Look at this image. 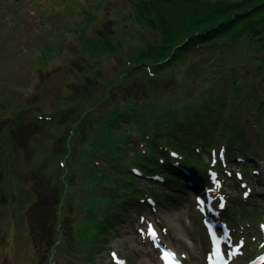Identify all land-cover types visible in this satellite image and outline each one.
Here are the masks:
<instances>
[{"label": "rangeland", "instance_id": "1", "mask_svg": "<svg viewBox=\"0 0 264 264\" xmlns=\"http://www.w3.org/2000/svg\"><path fill=\"white\" fill-rule=\"evenodd\" d=\"M195 1L0 0V264H166L150 228L182 264H213L218 246L225 264L254 262L250 250L264 242V198L256 195L263 180L254 172L264 161L249 154L226 159L202 152L235 176L239 186L227 180L219 192L234 201L238 219L219 208L213 213L205 190L201 196L173 192L176 201L163 192L142 211L114 204L117 215L101 232L95 229L115 202L89 163L110 159L97 155L99 116L130 98L175 100L207 78L192 57L154 80L139 73L142 63L130 65L145 49L155 56L167 22ZM240 48L210 59L220 63L223 79L236 73L264 96V69L248 58V45ZM245 138L254 140L249 132ZM222 220L224 227L216 223Z\"/></svg>", "mask_w": 264, "mask_h": 264}, {"label": "trees", "instance_id": "2", "mask_svg": "<svg viewBox=\"0 0 264 264\" xmlns=\"http://www.w3.org/2000/svg\"><path fill=\"white\" fill-rule=\"evenodd\" d=\"M184 7L175 22H167L158 53L153 56L151 49H145L130 65L134 68L142 63L139 73L154 80L167 71L179 70L185 59L192 57L190 64H202L207 78L175 100L159 103L152 95L147 99L130 98L117 104L108 116H99L97 155L110 159L103 164L96 160L89 163L102 187L111 189L108 196L115 202L108 212L99 215L97 232L104 229L103 222L108 225L117 215L111 209L114 204L142 211L155 205L163 192L176 201L173 192L201 196L205 190L202 196H206V204L212 202L215 214L218 212L214 208H219L227 219H238L232 212L234 201L229 194L219 192L227 180L239 186L233 182L235 176L217 157L207 160L202 152L210 149L213 156L220 152L226 159L234 154L246 159L249 154L264 161L263 93L250 81L240 83L236 73H228L230 77L223 79L217 71L220 63L216 65L210 59L248 45L253 53L248 58L264 69V0H196ZM246 132L254 140L248 141ZM255 147L261 151L255 154ZM128 149L132 155L127 154ZM214 184L218 185L215 190ZM157 186L162 187L160 191L155 190ZM257 241L250 250V259L264 252V242Z\"/></svg>", "mask_w": 264, "mask_h": 264}, {"label": "bare ground", "instance_id": "3", "mask_svg": "<svg viewBox=\"0 0 264 264\" xmlns=\"http://www.w3.org/2000/svg\"><path fill=\"white\" fill-rule=\"evenodd\" d=\"M254 174H255V176H260L261 175V177H262L263 181H261V184H262L261 188H260L261 190L260 191L257 190L258 192H256V195L258 196V194H259V196L264 198V164H263V167L261 168V172H259V170L256 168ZM253 193H255V192H253ZM262 234H264V231H262ZM208 235L211 237L212 233L208 232ZM252 264H264V254L261 256L259 261L255 260L254 262H252Z\"/></svg>", "mask_w": 264, "mask_h": 264}, {"label": "snow or ice", "instance_id": "4", "mask_svg": "<svg viewBox=\"0 0 264 264\" xmlns=\"http://www.w3.org/2000/svg\"><path fill=\"white\" fill-rule=\"evenodd\" d=\"M149 233H150V235H152L153 237H155V235H156V233L154 232V230H152L151 228L149 229ZM237 251H238V249H237ZM168 256H171V257H173V259H174L175 254H174V253L166 252V253H165V257H168Z\"/></svg>", "mask_w": 264, "mask_h": 264}, {"label": "water", "instance_id": "5", "mask_svg": "<svg viewBox=\"0 0 264 264\" xmlns=\"http://www.w3.org/2000/svg\"><path fill=\"white\" fill-rule=\"evenodd\" d=\"M263 254H264V252H257L256 254H254L253 258H257V257H259V255L261 256Z\"/></svg>", "mask_w": 264, "mask_h": 264}]
</instances>
